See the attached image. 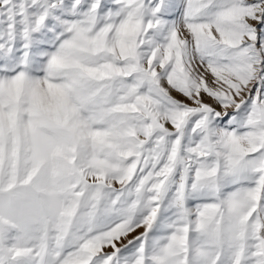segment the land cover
Listing matches in <instances>:
<instances>
[{
	"label": "snow or ice",
	"instance_id": "1",
	"mask_svg": "<svg viewBox=\"0 0 264 264\" xmlns=\"http://www.w3.org/2000/svg\"><path fill=\"white\" fill-rule=\"evenodd\" d=\"M0 264H264V0H0Z\"/></svg>",
	"mask_w": 264,
	"mask_h": 264
}]
</instances>
